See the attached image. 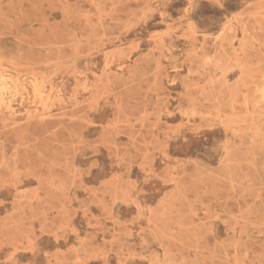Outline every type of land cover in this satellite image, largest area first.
I'll use <instances>...</instances> for the list:
<instances>
[{
  "label": "rangeland",
  "instance_id": "1",
  "mask_svg": "<svg viewBox=\"0 0 264 264\" xmlns=\"http://www.w3.org/2000/svg\"><path fill=\"white\" fill-rule=\"evenodd\" d=\"M0 264H264V0H0Z\"/></svg>",
  "mask_w": 264,
  "mask_h": 264
}]
</instances>
